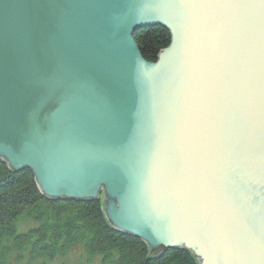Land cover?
Masks as SVG:
<instances>
[{
	"label": "water",
	"instance_id": "obj_1",
	"mask_svg": "<svg viewBox=\"0 0 264 264\" xmlns=\"http://www.w3.org/2000/svg\"><path fill=\"white\" fill-rule=\"evenodd\" d=\"M0 161L155 256L264 264V0H0Z\"/></svg>",
	"mask_w": 264,
	"mask_h": 264
},
{
	"label": "trees",
	"instance_id": "obj_2",
	"mask_svg": "<svg viewBox=\"0 0 264 264\" xmlns=\"http://www.w3.org/2000/svg\"><path fill=\"white\" fill-rule=\"evenodd\" d=\"M171 38L170 31L161 26L134 34L148 62L157 61ZM21 219L37 227L21 231ZM76 245L82 246L87 264H94L95 257H100L99 264H198L188 250L169 249L153 255L142 239L114 230L101 201L49 199L30 169L15 172L0 161V264H30L29 259L31 264H61L64 261L56 260Z\"/></svg>",
	"mask_w": 264,
	"mask_h": 264
},
{
	"label": "rangeland",
	"instance_id": "obj_3",
	"mask_svg": "<svg viewBox=\"0 0 264 264\" xmlns=\"http://www.w3.org/2000/svg\"><path fill=\"white\" fill-rule=\"evenodd\" d=\"M34 222V221H33ZM36 223V222H35ZM20 230L21 231H27L30 228H36L37 226H34L30 221L21 219L20 220ZM20 232V231H19ZM83 248L80 245L74 246L70 252L65 256V257H60L56 260L57 263H60L64 261L61 264H87V259L86 256L83 255ZM29 256V255H28ZM25 258H23L24 260ZM30 264L32 263L33 260L29 259ZM27 261V263L29 262ZM16 263L12 262V264H20L18 261H15ZM100 262V257H95L93 259L94 264H99ZM35 264H39V262H36ZM44 264V263H43Z\"/></svg>",
	"mask_w": 264,
	"mask_h": 264
}]
</instances>
